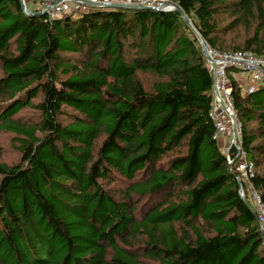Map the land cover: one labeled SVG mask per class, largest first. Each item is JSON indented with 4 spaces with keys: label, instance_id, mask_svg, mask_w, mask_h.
I'll return each mask as SVG.
<instances>
[{
    "label": "trees",
    "instance_id": "16d2710c",
    "mask_svg": "<svg viewBox=\"0 0 264 264\" xmlns=\"http://www.w3.org/2000/svg\"><path fill=\"white\" fill-rule=\"evenodd\" d=\"M172 1L211 48L264 54V0ZM0 72V132L22 155L0 160V264H264L252 201L213 137V72L180 12L53 19L0 0ZM232 85L264 202V83ZM26 107L38 122L17 116Z\"/></svg>",
    "mask_w": 264,
    "mask_h": 264
},
{
    "label": "built area",
    "instance_id": "2783aa9c",
    "mask_svg": "<svg viewBox=\"0 0 264 264\" xmlns=\"http://www.w3.org/2000/svg\"><path fill=\"white\" fill-rule=\"evenodd\" d=\"M32 1L37 6L36 11L47 13L50 18L54 19L73 12L89 11L92 5L96 6L95 8H101L108 7L107 5L113 2H123L156 7L168 0H86L89 3L84 0ZM208 50L216 61L215 68L209 62L214 75V100L210 110V116L215 124L213 137L219 142L231 170L237 173L241 185L240 192L246 194L249 201H252L259 228L264 234V202L261 194L249 180V176L254 175V167L242 148L241 123L238 120L231 93L232 80L240 82L247 80L250 83V87L247 88L248 92H252L255 85L264 83V54L258 55L252 51L242 50L219 51L209 45ZM243 181L248 184L247 191L242 185Z\"/></svg>",
    "mask_w": 264,
    "mask_h": 264
},
{
    "label": "rangeland",
    "instance_id": "374dc122",
    "mask_svg": "<svg viewBox=\"0 0 264 264\" xmlns=\"http://www.w3.org/2000/svg\"><path fill=\"white\" fill-rule=\"evenodd\" d=\"M123 3V2H122ZM138 5H142V4H138ZM35 4L32 2V0H28V4L27 7L31 10L36 9L35 8ZM96 6L92 5L91 8L95 9ZM222 17V15H221ZM231 19V18H230ZM230 19H228L230 21ZM241 32H244L243 28H240ZM236 33H230L228 37L230 36H235ZM239 36H244L243 33H240ZM208 46V44H207ZM208 62H210L212 64V62L210 60H208ZM0 76H1V72H0ZM238 78H240V76H238ZM247 79V78H245ZM144 81L146 82L147 86H151L156 79L146 75L144 77ZM242 87L244 90H247V88L250 87V83L247 80H242L241 82ZM258 85H255V87ZM224 97V96H223ZM224 99L226 100V98L224 97ZM41 99V95H39L34 101L35 102H40ZM69 113H73V111L71 109H67ZM18 117H20L22 120L27 121V122H38L40 120V112L35 109V108H31V107H26L25 109L21 110L19 112V114L17 115ZM62 118V117H61ZM67 116H64L62 119L63 120H68L66 119ZM14 134L12 133H8V132H0V160L7 162L9 164H17L19 162H21V153L20 151L17 149V145L14 141ZM225 139V138H224ZM1 179V177H0ZM126 186V183L124 180H118L115 184L111 185L112 191H115L116 193H119L122 188ZM159 198L155 197V198H149V199H143L138 205L139 207H141V210L146 211V209L148 207H150L152 204H154L155 201H158ZM151 264H158V262L156 261H150Z\"/></svg>",
    "mask_w": 264,
    "mask_h": 264
},
{
    "label": "water",
    "instance_id": "95a60500",
    "mask_svg": "<svg viewBox=\"0 0 264 264\" xmlns=\"http://www.w3.org/2000/svg\"><path fill=\"white\" fill-rule=\"evenodd\" d=\"M22 7L24 9V12L28 15H38V14H43L44 12L42 11H36V10H31L27 7V1L26 0H20ZM84 2H87L86 0H84ZM108 7H120V8H133V9H155V10H161V11H172V10H176L178 12L181 13L182 17L185 19V21L187 22V24L191 27V29L193 30V32L196 34L202 50L207 58V60H210L212 62L213 68L216 67V61L215 59L212 58V56L209 53L208 50V46L207 43L205 42V40L202 38L200 32L197 30V28L195 27L193 21L191 20V18L185 13V11L181 8V6H179L177 3L173 2V1H164L162 2L160 5L156 6V7H149L146 5H138V4H129V3H122V2H113L112 4L107 5ZM234 173V172H233ZM241 196L243 198V200L251 207V203L249 201V199L247 198L246 194L241 193Z\"/></svg>",
    "mask_w": 264,
    "mask_h": 264
},
{
    "label": "bare ground",
    "instance_id": "6f19581e",
    "mask_svg": "<svg viewBox=\"0 0 264 264\" xmlns=\"http://www.w3.org/2000/svg\"><path fill=\"white\" fill-rule=\"evenodd\" d=\"M231 169V168H230ZM247 196V195H246ZM248 198V197H247Z\"/></svg>",
    "mask_w": 264,
    "mask_h": 264
},
{
    "label": "crops",
    "instance_id": "0c3cea01",
    "mask_svg": "<svg viewBox=\"0 0 264 264\" xmlns=\"http://www.w3.org/2000/svg\"><path fill=\"white\" fill-rule=\"evenodd\" d=\"M34 3V2H33Z\"/></svg>",
    "mask_w": 264,
    "mask_h": 264
}]
</instances>
